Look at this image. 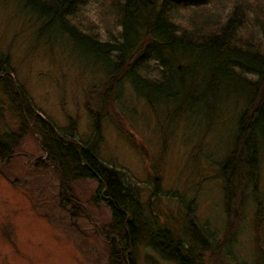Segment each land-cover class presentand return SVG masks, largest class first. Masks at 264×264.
Here are the masks:
<instances>
[{"label": "rangeland", "instance_id": "374dc122", "mask_svg": "<svg viewBox=\"0 0 264 264\" xmlns=\"http://www.w3.org/2000/svg\"><path fill=\"white\" fill-rule=\"evenodd\" d=\"M234 1L211 0L206 8L223 14ZM245 1L252 3L253 15L255 7L264 5V0ZM103 2L82 0L72 18L101 39L117 29ZM187 13L178 12L186 21ZM40 24L20 0H0V56L33 109L60 131L90 141L103 162L125 171L145 210L151 205L175 232L183 234L193 216L211 242L206 264H264V148L257 158L258 174L252 175L258 191L251 192L241 167L231 178L235 192L224 201L219 171L224 158L238 154L230 146L243 100L233 95L216 117L170 116L164 107H149L138 97L127 76L104 91L102 65ZM154 66L150 60L145 67ZM20 111L0 86V133L17 132L12 156L0 161V264H122L108 250L114 230L106 203L93 200L96 181L64 179L47 162L38 135L21 129L28 118ZM67 193L69 202L79 205L62 203ZM72 208L77 215H71ZM132 256L135 264H176L144 241Z\"/></svg>", "mask_w": 264, "mask_h": 264}, {"label": "trees", "instance_id": "16d2710c", "mask_svg": "<svg viewBox=\"0 0 264 264\" xmlns=\"http://www.w3.org/2000/svg\"><path fill=\"white\" fill-rule=\"evenodd\" d=\"M20 1L41 21L39 28L64 35L79 55L102 65L104 91L119 86L127 76L135 94L149 107L162 106L170 116L200 114L208 118L221 115L225 101L237 95L244 105L230 150L238 154L224 158L219 168L224 201L232 198L231 178L237 177L241 167L251 192L258 191L252 175L258 174L257 158L264 148V5L255 7L253 15L252 3L235 0L220 14L206 8L211 0H105L102 7L112 13L117 29L107 31L101 39L88 27L81 28L80 20L72 19L82 0ZM181 10L188 12L187 21L178 14ZM150 60L156 63L153 69L145 67ZM0 86L28 118L21 129L38 135L47 162L64 179L96 181L93 200H102L109 208L115 238L108 250L115 259L135 264L132 253L144 241L176 264H206L211 242L194 217L188 216L187 229L179 234L160 220L151 205L146 211L138 187L125 171L103 162L90 141L81 142L60 131L33 109L31 98L22 84L14 83L12 69L2 56ZM94 120L97 131V116ZM16 138L17 132L0 133V161L12 156ZM245 191L242 199L247 196ZM64 198L68 200L62 203L78 204L69 202L70 193ZM70 211L77 215L73 208Z\"/></svg>", "mask_w": 264, "mask_h": 264}]
</instances>
